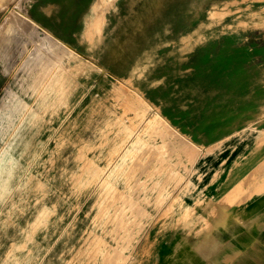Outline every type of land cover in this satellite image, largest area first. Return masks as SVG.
<instances>
[{"label":"rangeland","instance_id":"374dc122","mask_svg":"<svg viewBox=\"0 0 264 264\" xmlns=\"http://www.w3.org/2000/svg\"><path fill=\"white\" fill-rule=\"evenodd\" d=\"M95 2L99 10L101 0L0 2V30L9 9L18 6L54 36L73 46L85 60L96 65L79 70L77 85L73 88L70 84L66 88L67 102L59 112L49 110L43 120L23 123L20 138L5 157L6 163L0 168V264H94L101 249H119L118 254L122 250L123 254L128 255L123 264H143L142 254L138 257L136 252L138 245L150 239L147 235L153 228L168 229L170 211L175 212L174 205L170 208L167 204L174 190L169 187L177 186L184 180L182 171L186 169V164L180 155L185 151L189 154L197 146L182 137L169 123L150 127L146 121L155 120L152 119L153 108L137 88V76H144L148 66L155 64L153 52L147 54L146 45L137 42L142 37L168 35V29L160 32L147 22L159 16L169 0H111L105 10V24L100 27L102 31L95 19L96 14L86 17L92 14L95 8L92 3ZM259 4H264V0H192L194 23L200 21L202 10L208 15L206 20L210 21L209 26L225 19H264V14L255 13ZM89 7L90 13L87 12ZM216 34L215 30L209 32L210 36ZM29 49V52L37 49L35 42ZM5 63L7 61L0 59V106L7 90L16 87L14 73L11 75L12 70H4ZM197 63L200 66L199 60ZM122 72L132 77L122 81ZM127 125L136 128L133 133L138 130L137 135L144 137L146 146L139 143L136 156L127 155V163L122 170L117 175L112 174L113 185L121 189L119 193V190L116 192L102 187L90 174L97 169L109 173L126 151L134 150L136 135L127 136L124 132ZM30 129L40 132L25 157L22 152L24 137ZM114 148L117 152L111 154ZM127 167L132 169L128 170ZM129 195L132 200L127 197ZM113 196L117 197L114 198L115 204ZM124 198L130 202H123L121 199ZM129 204L125 215L133 219L130 226L134 228L128 232L130 242L115 236L114 231L106 232L108 227L116 226L117 219H110L123 214L116 211L119 205L128 207ZM107 217H110L109 220ZM181 224L184 227L185 221ZM98 235L102 242L97 239ZM118 238L123 240L124 249L111 247L110 244L117 245ZM80 252H83V256ZM95 263L101 264L100 261Z\"/></svg>","mask_w":264,"mask_h":264},{"label":"crops","instance_id":"0c3cea01","mask_svg":"<svg viewBox=\"0 0 264 264\" xmlns=\"http://www.w3.org/2000/svg\"><path fill=\"white\" fill-rule=\"evenodd\" d=\"M207 16L194 23L192 0H169L147 22L168 35L137 42L155 62L138 91L197 146L180 155L184 180L169 187V228L137 247L143 264H264V19L209 26Z\"/></svg>","mask_w":264,"mask_h":264},{"label":"bare ground","instance_id":"6f19581e","mask_svg":"<svg viewBox=\"0 0 264 264\" xmlns=\"http://www.w3.org/2000/svg\"><path fill=\"white\" fill-rule=\"evenodd\" d=\"M1 1H3V0H1ZM6 1H8V0H6ZM110 2H111V0H101V2H99V3L101 4L100 7H102V8L100 9V7H99V10L97 9L98 4L96 2L92 3L95 6V8H94L92 14H89L86 17L93 16L96 14L95 19L99 25V28L102 27L105 24V21H104L105 20L104 19L105 10L108 8V5ZM28 21L29 22L31 21V24ZM30 29H31V31H30ZM42 29L44 30V32H43V34H40L39 32L43 31ZM100 30L102 31V28H100ZM98 31H99V29H98ZM101 36H102V34H101ZM34 42L37 45V49L29 52V50H30L29 47ZM34 49H35V47H34ZM90 49H91V47H90ZM0 59L7 61V63L4 64V70L6 72H9L11 70L13 71L11 75H13V73H14L13 78H14V82L16 83V87H11V88L8 87L9 89L6 92V95L4 96V98L2 97V99H1L2 100V102H1L2 104L0 106V140H1V142H0V168H1L6 163L5 157H6L7 153L11 150L12 145L16 142L17 139L20 138L19 136L21 133V128L23 126V123L25 121L43 120L45 118L47 111H49V110H52L55 113L59 112L61 110L62 106L67 102L66 92H68V91L66 88L70 84L72 85L73 88L77 85L76 77H77V74L79 73V70H81L85 67L87 68L88 66L90 67V65L92 67V65L94 66L95 64L92 61L85 60V58L80 56V54L75 51L73 46L64 42L60 38L54 36L50 30H48L46 27H44L41 23H39L33 17L29 16L23 9H21L18 6L17 7L15 6L14 8L9 9L8 15L6 16V19H5V23H4V25L2 24V27L0 30ZM99 67L103 68L102 66H99ZM143 101L144 100H142V102ZM144 104H145V102H144ZM153 118H155V120L150 119V120L146 121V123L150 127L153 126L154 124L167 125L169 123L166 119L163 118V116L158 111L154 112L152 119ZM135 130H136L135 127H130L127 125L125 127V131H124L125 133H127V136L128 135L131 136L133 134L136 135V137H135L136 147L134 148V150L126 151L125 154L123 155V157L121 158V160L117 163L116 167L115 168L113 167L114 169H112L109 173H108V171L103 172L102 169H97L95 172L90 174L91 178H96L102 187H109L112 191L119 190V193H120L121 189H119L118 187L113 185V182H112L113 180H111L112 174L117 175L122 170L123 166H125L124 164L127 163L126 162V157H128L127 155L133 154L134 157L136 156V153H137L136 149H137L139 143H140V145L143 144V146H146V144H145L146 142L144 140V137L142 135H137L138 130L135 133H133V131H135ZM146 131H147V129H146ZM39 132L40 131L35 130V129H30L26 132L25 137H24V140H25L24 147H23L24 149L22 151L25 153V157H26V154L29 153L32 145L34 144V142L36 140L35 137L37 134H39ZM183 136L184 135H182V137ZM147 145H149V142ZM163 146H164V144H163ZM164 147H161V148H164ZM116 152L117 151H115V148H114L112 150L111 154H114ZM167 156H168V153H167ZM129 167H127V169ZM129 169H132V167ZM136 169H137V166H136ZM128 170L126 172H128ZM134 171H135V169H134ZM130 172H131V170H130ZM123 174H125L127 176L126 173H123ZM131 175H133V174H131ZM126 179H127V177H126ZM148 179H149V177H148ZM150 180H151V177H150ZM128 181H127V183H128ZM145 181H147V180L145 179ZM188 183H189V181H188ZM153 185H154V183H153ZM105 189H107V188H105ZM147 189H149V188H147ZM159 189H160V187H159ZM102 191H104V190H102ZM112 191H111V193H112ZM144 191H145V189H144ZM100 193H101V191H100ZM111 193H110L109 197H111ZM124 194H125V192H124ZM113 195L115 196V192L113 193ZM118 195L120 196L121 194H118ZM118 195H116V196L118 197ZM114 196L112 199L113 203L115 202L114 198H117ZM127 197H130V195ZM166 197H168V196H166ZM131 198L132 197H130V200H132ZM126 199L124 198V200L123 199H121V200L123 202H125ZM127 202H130V201H127ZM136 203H138V201ZM136 203H134V204L132 203V205H135ZM146 203H147V201H146ZM110 204H112V203H110ZM119 206L120 207L118 209H116L114 207V210L116 209V211L118 213L121 214V212H122L123 214L122 215L117 214L118 216H115V217L113 216L114 214H112L113 218H111L110 220L113 219L112 221H114L117 219L116 220V226L114 228L113 227L111 228V226H110V228L108 227V229H106V232L114 231L115 232L114 235L115 234L118 235V237H120L121 239H127V236L128 237L130 236L128 234V232H131L134 229V228H132L133 227L132 225H131L132 227L130 226V221L133 219L130 216L125 215L130 204L128 205V207H125L123 205H119ZM139 207H140V205H139ZM108 208H107V210H109ZM130 208H132V207H130ZM135 208H137V207H135ZM139 209H143V208H139ZM136 210L138 211V209H136ZM144 210H145V208H144ZM134 213H136V212H134ZM138 213H140V212L138 211ZM104 215L107 216V214H104ZM137 215L138 214H136V216ZM108 218H110V217H107V219ZM97 220H99V219H97ZM105 220H106V217H105ZM136 220H137V217H136ZM102 222H104V221L102 220ZM106 222H109V221H106ZM134 222H133V225H134ZM135 224H137V223H135ZM100 225H102V224H100ZM104 225H106V224H104ZM144 225L145 224H143V226ZM95 234H94V236H96ZM108 235H109V233H108ZM123 235H126V236L123 237ZM139 235H140V233H139ZM97 237H98L97 239H99V237H101V236L98 235ZM111 238H113V236ZM121 239H119V238L116 239L117 245L110 244L111 247L115 248L117 246V247H122L121 249H124L125 247L122 244L124 242ZM134 239H136V238H134ZM90 240H94V239L91 238ZM99 240H101V242H102V239H99ZM129 240H131V237L129 238ZM97 241L98 240H96V242ZM105 241H108V239L106 240V238H105ZM89 242L91 243V241H89ZM98 242H100V241H98ZM95 243H93V244H95ZM106 243H109V242H106ZM98 244H100V243H98ZM133 244H135V243H133ZM96 245H97V243H96ZM125 245H127V244H125ZM134 246L135 245H133V247ZM85 247H87V246L85 245ZM94 249L98 250V248L96 249V247ZM90 250L92 251V249H90ZM118 250L116 251V250L112 249L110 251H108V250L105 251L104 249H101L100 250L101 251L100 256H97L95 258V261H100L101 264H123L125 262V260L127 259V258H125V256L128 257V255L123 254L122 250L120 251V253H119L120 255H119ZM97 252H99V251H97ZM132 252H134V249ZM80 253L83 256V254H82L83 252H80ZM86 254H88V253H86ZM232 255H234V254H232ZM114 256L116 257V259L113 261L112 259ZM88 258L89 257L87 256V259ZM227 258H228V256H227ZM87 259H86V261H87ZM95 261H94V264H96ZM84 264H87V263L85 262Z\"/></svg>","mask_w":264,"mask_h":264}]
</instances>
